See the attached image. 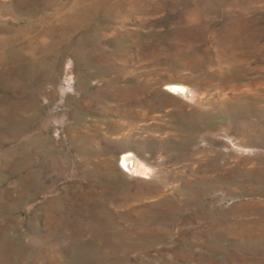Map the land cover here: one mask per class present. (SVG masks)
I'll return each mask as SVG.
<instances>
[{"label":"rangeland","instance_id":"obj_1","mask_svg":"<svg viewBox=\"0 0 264 264\" xmlns=\"http://www.w3.org/2000/svg\"><path fill=\"white\" fill-rule=\"evenodd\" d=\"M0 264H264V0H0Z\"/></svg>","mask_w":264,"mask_h":264}]
</instances>
